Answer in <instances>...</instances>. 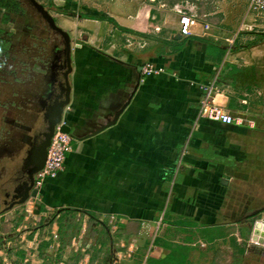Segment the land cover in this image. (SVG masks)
I'll list each match as a JSON object with an SVG mask.
<instances>
[{
	"label": "crops",
	"instance_id": "crops-1",
	"mask_svg": "<svg viewBox=\"0 0 264 264\" xmlns=\"http://www.w3.org/2000/svg\"><path fill=\"white\" fill-rule=\"evenodd\" d=\"M35 1L66 33L70 49L29 0L18 2L35 11L44 28L37 48L29 16L10 12L12 21L4 24L0 7V30L21 42L7 38L9 50L0 57V119L7 114L0 122V176L12 164L18 168L13 192L27 181L28 153L41 143L67 93L61 122L74 143L63 171L22 204L28 211L21 224L11 211L0 212L8 218L0 220L2 234L24 228L13 245L25 263L64 260L62 251L70 247L57 243L60 225L49 219L71 210L78 212L82 232L92 226L107 232L105 219H118L110 242L121 250L111 247L94 264H158L156 254L169 245L155 231L178 224L184 232L237 230L253 207L264 206V40L254 43L259 33L240 30L252 22L248 8L234 6L223 21L236 25L222 30L211 23L220 10L202 11L188 0L199 24L182 36L172 6L156 0ZM202 23L210 30L203 31ZM149 62L163 72L145 78L142 67ZM212 82L214 102L237 122L205 118L201 87ZM129 222L140 224L136 233ZM82 256L78 264H92L89 253Z\"/></svg>",
	"mask_w": 264,
	"mask_h": 264
},
{
	"label": "rangeland",
	"instance_id": "rangeland-1",
	"mask_svg": "<svg viewBox=\"0 0 264 264\" xmlns=\"http://www.w3.org/2000/svg\"><path fill=\"white\" fill-rule=\"evenodd\" d=\"M142 1L146 5L150 3L149 0H142ZM190 1H193L195 4H197L198 9L202 11L209 10L216 12L220 10L221 12L220 13L221 16H219L220 22H218L219 21L218 18L215 17L214 20L211 21V23L213 25V28H217V29L220 28L222 30L230 29V27L236 25V22H233L234 19L230 21H223L225 17L232 14V9L234 8V6H237V10H239L238 9L239 5H241V7L247 8L246 4H242L243 0H190ZM176 2H178V0L155 1V3H160L163 6L165 4V8H167L168 6L169 7L172 6ZM214 6L217 7L215 10L213 8ZM244 8H242V10ZM21 9H22L21 11H24L23 7ZM223 9H224V13H223ZM24 12L30 18V24L32 27L31 30H33L32 34L36 35V41H35L36 43L34 42V47L36 48L41 47L40 45L42 44V38L46 37L42 35L44 28L40 23L35 11H33L31 8L28 7L27 11ZM234 15L236 19L238 13L236 14L235 11ZM250 15L252 16V22L246 23L245 25L242 24L239 27L240 30L242 31L244 30V31H252L253 33H259L258 37L252 39V42L259 43V41L264 40V13L260 14L255 12ZM135 17L136 16L134 15L132 20L133 19L135 20L136 19ZM10 28H14V26L8 27L7 29L4 30L9 31ZM0 37L3 39L10 38V40L14 41L15 43L19 41L18 38L16 37L4 34V31ZM19 44H21V42H18V44L16 45L18 46ZM8 46L10 47V44H8ZM16 57L17 59L22 58L20 54L16 55ZM31 58L32 57L30 55L28 56L27 60H31ZM261 106H263V110H264V103ZM5 115L7 116V114ZM5 115L2 119H0V122L3 123L4 120L7 121V119H5ZM6 131L9 133L11 132V130L9 129H7ZM41 139L43 140L44 137L42 136ZM14 153L16 154L17 152ZM17 169L18 168H16V166L12 164L6 167H2V174L0 176V212L5 213L11 211L12 216L14 217V221H15L14 223L21 224L23 215L28 210L24 208V205L14 203L17 201V199L12 196V194H14L13 192L14 184L12 182V178H13L12 176H13V172L17 171ZM35 175H34V179H35ZM25 202L23 204H25ZM12 210H15V213H13ZM77 213L78 212L71 210L70 212L68 211L65 217H61L58 219V217L54 216V218L51 217L49 219L51 220V222L53 221V223H55L56 226L60 225L59 229L58 230L56 229L57 237L55 238V240H57V243L59 244L64 243L65 245H69L70 249L68 250L66 248L63 249L64 251H62V253L65 252L66 255V257H64V260H62V256H61L60 259L56 260V258H54V260L56 261H52L48 264H78L79 257H81L82 254L84 255V253L86 254L89 253L91 258L94 259L92 262V264H94L95 260L96 261L99 260L97 256L101 257L102 252L108 254L111 250V247L113 252L121 250L120 246L118 247H115L114 245L112 246V243L110 242L111 241L110 233H112L113 236H115L116 233L115 232L116 228L114 227L117 226L118 224L116 223L118 221L116 217L111 216L109 219H105L106 220L105 222H107V220L109 221L106 223L108 224V226L111 227L113 226L112 228L110 227V230L107 232L106 230H104V227L102 226L101 227L98 226L96 227V229L92 226V228L87 230V232H82L80 230V226H81L80 222L77 221L78 218ZM0 215H2V218L0 217V220H5L4 218H6V220L8 219L7 217H4L3 214ZM261 220H264V206L256 207V209L255 207H253L252 214L248 215L243 221H241L242 223H240V226L238 227L237 230L231 228L225 231H215V233L205 230L203 231L190 230L188 232L187 231L184 232L183 229L179 227L180 224H178L175 226H168L166 227V229L164 228L163 230L160 229L158 231H155L154 234L156 233L158 237L165 238V240L163 239L162 240L165 243L167 242L166 244L169 245L166 251H164L163 253L160 251L159 253L156 254L157 261L159 262L158 264H264V244H259L258 242L254 243L251 241L254 224L255 222ZM44 222H46L44 219L43 220L40 219L37 221V223L39 224H43ZM26 225L28 226V224ZM32 228H34V226H31V228L28 227L26 228V230L29 231ZM22 229L24 228L21 227V230ZM21 230L11 231L10 233L2 234L1 240L3 242V246L0 250L1 252L0 264H29L23 261L22 259L23 254L22 251L18 249V246L13 245L16 243L20 244L21 237L19 236L20 235L22 237L24 236V232ZM79 238H80V244L77 243ZM89 238L92 239V242L90 243L88 241ZM105 238L107 240H104ZM74 239L76 240V244L73 247L72 241ZM185 243L189 244L188 247H186ZM184 252H186V254H184Z\"/></svg>",
	"mask_w": 264,
	"mask_h": 264
},
{
	"label": "built area",
	"instance_id": "built-area-1",
	"mask_svg": "<svg viewBox=\"0 0 264 264\" xmlns=\"http://www.w3.org/2000/svg\"><path fill=\"white\" fill-rule=\"evenodd\" d=\"M244 3L248 6V13H264V0H248ZM171 11L178 18L179 34L182 36H189L191 34V28L199 24L196 6L188 0L176 2L172 5ZM201 26L202 30L205 32L209 31L211 28L208 23H202ZM155 30L159 31V28H155ZM162 72L163 69L157 65H153L152 62L142 67V75L145 78L159 75ZM215 88V82L207 83L201 87L202 96L199 104L205 118L220 122L224 125H231L237 122V118L232 117L225 109L214 102L212 94ZM61 123L56 125L54 134L47 148L43 167L35 175L34 188L38 189V191L48 180L55 179L58 174L63 171L67 156L73 150L74 138L71 134L60 131Z\"/></svg>",
	"mask_w": 264,
	"mask_h": 264
},
{
	"label": "water",
	"instance_id": "water-1",
	"mask_svg": "<svg viewBox=\"0 0 264 264\" xmlns=\"http://www.w3.org/2000/svg\"><path fill=\"white\" fill-rule=\"evenodd\" d=\"M29 1L34 6V8L44 17V19L46 20V22L48 23L50 28L52 30L59 32L65 38V40L67 42L66 43L67 50L69 51V49H70L69 39H68L66 33H64L60 28H58L56 26L55 21L52 18V16L49 15V13L44 9V7L41 4H39L35 0H29ZM68 64H69V60H68ZM69 71L70 70L68 69V72ZM67 103H68V93L66 95L65 100H63L58 105L56 112L53 114L54 117L49 119V126L47 129V132L44 133V135H43L44 139L41 141V143L39 144V146L36 149L29 151L28 158H27V163L30 166V167L28 166L29 168L27 167L28 179L23 185H19L15 188L13 197L16 198L17 201L14 203L21 205L28 199L29 196L37 197L38 189L34 188V175L38 171H40L41 168L43 167V164H44V161L46 158V154H47V148L50 144L51 137L54 134L56 125L61 123L63 108ZM128 103H129V100L117 112V114L115 115V119L123 111V109L125 108V106ZM107 126H110V123H108L103 128H106ZM60 131L64 132V133L71 134L70 128L66 124L61 123ZM251 241L254 243L258 242L259 244H264V220L255 222L254 229H253V235L251 236Z\"/></svg>",
	"mask_w": 264,
	"mask_h": 264
},
{
	"label": "trees",
	"instance_id": "trees-1",
	"mask_svg": "<svg viewBox=\"0 0 264 264\" xmlns=\"http://www.w3.org/2000/svg\"><path fill=\"white\" fill-rule=\"evenodd\" d=\"M0 7L5 9L6 10V13L4 14L3 18H2V22L3 23H8V22H11L12 19L10 18V12H15V13H18V12H21V6L19 4V2L17 0H0ZM3 34V30H0V36ZM9 41H7L6 39H3L0 37V57L3 56V55H6L8 50H9V46H8ZM86 214H88L90 216V220L92 222H95V223H101L98 219V216L92 214V213H89V212H86ZM129 225H134L136 226V231L135 233L138 231V229L140 228V224H138V222H129ZM5 232V226H2V228H0V245H1V238H2V233Z\"/></svg>",
	"mask_w": 264,
	"mask_h": 264
}]
</instances>
